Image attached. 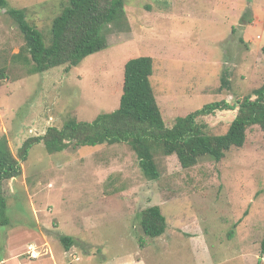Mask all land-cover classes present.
Segmentation results:
<instances>
[{"label": "rangeland", "instance_id": "obj_1", "mask_svg": "<svg viewBox=\"0 0 264 264\" xmlns=\"http://www.w3.org/2000/svg\"><path fill=\"white\" fill-rule=\"evenodd\" d=\"M50 35L68 0H7ZM128 27L108 47L67 66L31 75L13 56L25 40L0 8V140L15 156L24 143L70 121L92 122L120 106L126 64L151 57V82L164 122L227 101L235 109L197 119L224 135L238 102L264 85V0H124ZM229 73L230 89H222ZM256 97L254 96L253 99ZM237 106V108H236ZM160 179L143 174L128 144L73 146L50 154L34 144L23 176L3 183L8 226L0 227L1 264H264V131H247L242 148L216 162L183 169L176 155L157 156ZM159 206L165 235L145 236L140 214ZM78 242L66 251L59 236ZM41 251L30 260L26 251Z\"/></svg>", "mask_w": 264, "mask_h": 264}, {"label": "trees", "instance_id": "obj_2", "mask_svg": "<svg viewBox=\"0 0 264 264\" xmlns=\"http://www.w3.org/2000/svg\"><path fill=\"white\" fill-rule=\"evenodd\" d=\"M22 33L25 46L13 61L22 63L31 75L67 66L68 71L87 57L105 50L108 37L117 28L128 27L124 0H68L61 14L54 20L50 35H45L33 25L26 9H15L7 0H0ZM264 54V46L262 48ZM0 52V81L8 79L7 61ZM154 60L139 57L130 60L124 71L119 108L97 117L94 121H70L62 129L50 127L43 136L26 141L15 156L6 137L0 140V227L10 224L8 202L3 183L23 176L21 162H25L34 144L44 143L50 154L60 153L73 146L128 144L139 158L140 168L150 181L160 179L157 155H176L183 169H191L205 159L222 161L232 148H242L247 141V131L259 126L264 131V85L251 96L238 102V115L224 135H211L206 124L198 123L202 116L217 110L235 109L227 101L205 106L203 109L178 118L173 127L166 126L157 102L151 78ZM229 73L222 75V89H230ZM256 97L253 99V97ZM237 108V106H236ZM140 226L145 236L152 240L166 234L168 222L159 206H151L140 214ZM66 251L77 241L59 236ZM264 254V239L262 242Z\"/></svg>", "mask_w": 264, "mask_h": 264}, {"label": "built area", "instance_id": "obj_3", "mask_svg": "<svg viewBox=\"0 0 264 264\" xmlns=\"http://www.w3.org/2000/svg\"><path fill=\"white\" fill-rule=\"evenodd\" d=\"M26 254L28 255L30 260H37L40 258L42 253L37 245L30 244L28 246V250L26 251Z\"/></svg>", "mask_w": 264, "mask_h": 264}, {"label": "crops", "instance_id": "obj_4", "mask_svg": "<svg viewBox=\"0 0 264 264\" xmlns=\"http://www.w3.org/2000/svg\"><path fill=\"white\" fill-rule=\"evenodd\" d=\"M3 263V262H0V264Z\"/></svg>", "mask_w": 264, "mask_h": 264}]
</instances>
